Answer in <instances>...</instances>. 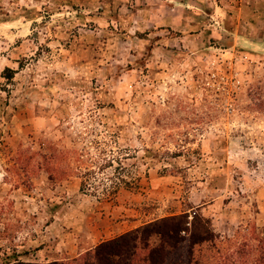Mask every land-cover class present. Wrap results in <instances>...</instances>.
<instances>
[{
    "label": "rangeland",
    "instance_id": "374dc122",
    "mask_svg": "<svg viewBox=\"0 0 264 264\" xmlns=\"http://www.w3.org/2000/svg\"><path fill=\"white\" fill-rule=\"evenodd\" d=\"M237 1L0 0V264L180 214L208 239L169 264H264V46Z\"/></svg>",
    "mask_w": 264,
    "mask_h": 264
},
{
    "label": "trees",
    "instance_id": "16d2710c",
    "mask_svg": "<svg viewBox=\"0 0 264 264\" xmlns=\"http://www.w3.org/2000/svg\"><path fill=\"white\" fill-rule=\"evenodd\" d=\"M4 71V77L12 76L13 69L5 67ZM186 216L171 215L145 222L100 241L69 263L52 260L41 264H169L165 258L166 253L182 242L183 236L180 233L188 230L192 244L208 239L207 227L201 226L199 222L195 224L194 220L188 222ZM153 240H157V243H153Z\"/></svg>",
    "mask_w": 264,
    "mask_h": 264
},
{
    "label": "crops",
    "instance_id": "0c3cea01",
    "mask_svg": "<svg viewBox=\"0 0 264 264\" xmlns=\"http://www.w3.org/2000/svg\"><path fill=\"white\" fill-rule=\"evenodd\" d=\"M237 4H235V6H238L237 8H239V15L241 16L242 13H244L246 11V9H250L251 15L249 17V22L248 24L243 22V25H249L248 29L249 32H243V31H239L235 37H237L241 41H245L246 44H261L264 46V33L262 31H260V29H264V0H240L236 2ZM239 3V4H238ZM244 10V12L242 11ZM235 25L236 29V24L233 23ZM242 24V23H239ZM244 26H239V27H244ZM232 29V30H234ZM259 32V33H258ZM235 34V33H234ZM260 34L262 35L260 37ZM219 37V36H216ZM236 41V40H235Z\"/></svg>",
    "mask_w": 264,
    "mask_h": 264
}]
</instances>
